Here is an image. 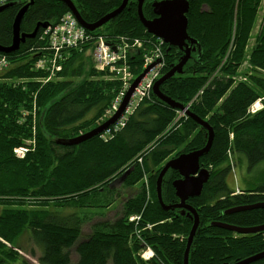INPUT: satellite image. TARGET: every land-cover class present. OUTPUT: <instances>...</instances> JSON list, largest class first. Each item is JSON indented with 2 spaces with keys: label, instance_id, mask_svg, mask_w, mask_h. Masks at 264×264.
Instances as JSON below:
<instances>
[{
  "label": "trees",
  "instance_id": "16d2710c",
  "mask_svg": "<svg viewBox=\"0 0 264 264\" xmlns=\"http://www.w3.org/2000/svg\"><path fill=\"white\" fill-rule=\"evenodd\" d=\"M71 1L81 18L93 23L122 0ZM187 1V34L195 41V49L182 72L159 86L177 103L192 101L190 112L213 130L210 147L199 158L209 178L199 196L186 200L199 218L187 259L188 264H232L264 251V230L241 235L210 224H264V208L223 213L232 207L264 203V179L253 187L247 184L237 188V194L236 188L227 186L228 176L236 177L235 165L245 173L264 162V108L255 114L248 110L264 96V15L248 48L262 0ZM27 2L20 1L0 12V46L11 44L13 19ZM151 10L143 4L145 18L152 16ZM66 12L68 8L61 1L33 0L21 20L20 33H32L38 23L56 24ZM42 31L39 26L33 37L5 54L9 68L0 73V264L20 259L15 245H7L14 244L25 231L39 250V264H71V248L76 255L74 264H183L192 221L178 208L161 207L155 182L167 160L205 145V129L188 117L178 129L168 132L177 109L151 93L150 100L145 97L124 126L106 141L97 135L76 145L57 143L101 124L120 84L96 72L90 56H84L85 49L68 50L56 78L41 82L44 73L34 70L33 64L42 53L38 54L43 46ZM87 32L107 38L154 39L139 21L133 0L103 27ZM139 54L130 59L137 58V66ZM182 54L181 49L170 47L161 74ZM245 61L247 80L236 82L233 77ZM136 65L133 71L138 74L142 66ZM31 138L34 148L23 158H16L13 149ZM149 145L154 148L141 164L137 163L135 159ZM127 164L131 168L125 172ZM143 176L150 188L146 204ZM179 177L173 170L163 176L161 198L165 205L178 202L171 183ZM117 178L125 188L139 185L138 191L122 203L118 217L93 223L90 234L81 238V225L87 217L74 212L62 216L57 209L103 206L98 202L101 192L109 191ZM141 211L136 233L128 217ZM144 245L154 252L148 261L138 256ZM30 253L35 255L33 249ZM249 264H264V257Z\"/></svg>",
  "mask_w": 264,
  "mask_h": 264
},
{
  "label": "water",
  "instance_id": "95a60500",
  "mask_svg": "<svg viewBox=\"0 0 264 264\" xmlns=\"http://www.w3.org/2000/svg\"><path fill=\"white\" fill-rule=\"evenodd\" d=\"M58 1H61L63 4L66 5L68 11L72 13V15L75 17L77 22L87 31H94L97 28L104 25L105 23H107L115 16H117L124 9V7L128 2V0H122L117 8L111 10L110 12L102 16L99 20L93 23H87L81 18V16L79 15L76 7L74 6L71 0H58ZM136 1H137V14L141 24L145 27L146 31L149 34L160 38L167 45L166 52L170 49V47L179 48L183 52L178 62L176 64H172L169 70L166 71L161 77H159L152 86V93L159 100L167 104L170 108L182 109L183 105L165 96L160 91L159 86L165 80L172 77L174 74L182 72V68L189 59L191 51L195 49L194 47H192L195 41L190 39L187 34L186 13L188 11V1L187 0L154 1L152 3V10L156 16L152 19H146L141 12L143 0H136ZM16 3L18 2H9L0 6V12ZM32 3L33 0H29L27 3L23 4L17 11L12 22V42L9 46H0V53L7 54L16 51L21 42H23L26 38L33 37L35 35L36 29L39 26L41 28H45L48 26L46 22H42L36 25V28L32 33H28V34L20 33L21 20L26 10L28 9L29 5H31ZM154 64L147 66L140 74H138L134 78L129 88L127 89L119 107L111 117H109L107 120H105L98 126L94 127L93 129L83 134H80L76 137L69 138L66 140H57L56 142L62 145H76L99 135L101 132L105 131L109 126L114 124L124 112L126 105L135 87L137 86L141 78L144 76V74ZM186 114L189 118H191L198 125H200L205 129L208 135L206 145L201 149L194 150L188 153H181L178 156L167 160L163 164L161 170L159 171L155 182L157 200L161 204V206L165 210H168L170 208L171 209L178 208L181 210V214L186 213V216H188L192 221V226L188 234L186 247L184 250L183 264H188L187 257H188L189 248L199 224V218L196 210L192 208L190 205L186 204V200L188 198L199 196L202 191L203 184L209 178V171L205 168L200 167L199 158L204 153L207 152L213 137V130L211 126L207 124V122L200 119L190 111H187ZM168 170L176 171L180 176L179 178L175 179L172 182V187L174 189L175 196L178 199V202L172 205L163 204L161 199L162 178ZM255 208H264V203H256L251 205L232 207L225 209L223 213L231 214V213H236V212L255 209ZM211 225L239 234H254L264 230V224L258 226H250V227H239L223 222H213ZM262 257H264V251L243 258L241 260H237L232 264H249L251 262L261 259Z\"/></svg>",
  "mask_w": 264,
  "mask_h": 264
},
{
  "label": "built area",
  "instance_id": "2783aa9c",
  "mask_svg": "<svg viewBox=\"0 0 264 264\" xmlns=\"http://www.w3.org/2000/svg\"><path fill=\"white\" fill-rule=\"evenodd\" d=\"M10 1L14 0H0V6ZM40 39L43 41V46L38 50V54L39 51L42 53L39 54L40 56L34 63L33 69L44 73L41 82L45 83L56 78V74L62 68V62L67 57L66 53H68L70 49L79 51L87 49L90 51L94 69L102 73L106 79L119 82L120 89L114 96L109 108L104 111L102 118L111 116L117 110L130 86L133 79L131 69L134 67L135 59H137H133L132 64H130V58L140 53L141 61L139 65H141L142 68L156 62L144 74L135 87L120 118L99 135L100 139L103 140L111 133L121 129L128 116L136 109L137 104L142 98L152 93L153 83L160 76L164 67L165 52L161 39L136 38L132 40L118 35L109 38L102 34L92 35L78 24L77 20L70 12L63 14L56 24L45 27L40 35ZM8 68L9 62L7 57L0 54V73L6 71ZM263 99L264 96L255 103L258 104ZM186 112V107H184L183 110L178 111V115L175 119L185 120L187 118ZM32 118L34 120L33 114ZM34 142V138H31L26 140L23 145L14 148L13 153L15 157L23 158L31 148H34ZM129 220L136 224L138 222L137 218L133 216L130 217ZM149 256L150 254L145 250H142L140 253V257L144 260L148 259Z\"/></svg>",
  "mask_w": 264,
  "mask_h": 264
},
{
  "label": "rangeland",
  "instance_id": "374dc122",
  "mask_svg": "<svg viewBox=\"0 0 264 264\" xmlns=\"http://www.w3.org/2000/svg\"><path fill=\"white\" fill-rule=\"evenodd\" d=\"M20 1H23V0H16L15 2H20ZM263 15H264V0L261 1L260 8L257 12L256 20H255V23H254V26L252 29L251 39L249 41L248 48H250V46L253 44L254 37L259 32V29H260V26L262 23ZM85 55L89 56L90 51L85 49L84 50V56ZM90 61H91V64H93L91 58H90ZM164 63L166 64V61H164ZM135 65H136V63L134 62V66ZM136 67H138V66L136 65ZM139 69H141L140 70V72H141L143 68L140 67V68H138V70ZM246 69L248 70L249 67H248V63L245 61L239 67L237 75L233 77L234 81H236V82L246 81L247 75L243 74ZM134 72L135 71L132 72V75L135 74ZM119 89H120V86L116 90V94L119 91ZM113 98L110 100L106 109L109 108V106L111 105ZM258 99H260V98H258ZM191 102L192 101L185 104L186 109H188V107H190ZM255 102L248 109L250 114H255L258 111H260L262 108H264V99L261 102H259L258 104H256ZM34 111H35V108H34ZM34 111H32V112H34ZM177 115H178V111L176 110L175 111V117L172 119L171 125L167 128V129L171 128L168 132L172 131L173 128L178 129L179 126L182 124L181 123L182 119L181 120L175 119L177 117ZM106 119L107 118L103 117L101 120L104 121ZM108 137H110V135H108L107 138ZM106 139L105 140L101 139V140L106 141ZM135 161H136V159H135ZM141 161L142 160L139 161V164H141ZM126 166H127L126 170L129 171V169L131 167H128V164ZM245 173H244V171H242V169L238 165H235V174L234 175L236 177L233 179V174H230L227 178V186L229 187V189L234 190L235 188H245V186L247 184H249L251 187H253L255 184L262 183V181L264 179V162H261L260 164L255 166L253 169L248 170ZM145 178L146 177L143 176L142 180H143V183L145 186L144 193H145V204H146L147 202L150 201V188H149L148 181ZM110 186H111L109 188L110 190L108 191L106 189L105 191L101 192L103 194V196L101 195L100 198L98 199V202L103 206L79 207V208L73 207V208H68V209L67 208H58L57 209L58 212H61L62 216H65V214H67V213L69 214V213L74 212L76 215H79V216L85 215L87 217L86 220L84 221V223L81 225V238H85L90 234L91 226L93 223L104 221V220L111 221V220L115 219L116 217H118L121 214L122 203L127 198L133 196L139 189V185H135L132 188L123 187L122 181L120 178L115 179L111 183ZM238 190H240V189H238ZM89 201H90V199H88V202ZM2 209H3V206H0V212ZM141 214H142V211L139 213L133 214V217H135V218L140 217V219H138V222H140ZM130 217H131V215L128 217V221H129ZM129 223H131V224L133 223L132 224L133 225V232H134L135 228L137 230L138 224H135V222H129ZM135 232L137 233L138 231H135ZM12 245H15L13 249L18 252V256L20 257V259L15 260V261H11V262H7V263H3V264H39L37 261V257L39 255V250L37 248H35V246L32 245V242L29 240V235L26 231L16 240V242H14V244H8L7 246L12 247ZM32 249L35 252L34 256L31 255V253H30V250H32ZM143 250L147 251V253L150 254V256H151V257L149 256L150 258L147 259L146 261H148L152 257H154V252L150 247L144 245ZM140 253H141V251L138 254L140 255ZM70 261H71V264H74L76 261V255H75L73 248L70 249Z\"/></svg>",
  "mask_w": 264,
  "mask_h": 264
},
{
  "label": "bare ground",
  "instance_id": "6f19581e",
  "mask_svg": "<svg viewBox=\"0 0 264 264\" xmlns=\"http://www.w3.org/2000/svg\"><path fill=\"white\" fill-rule=\"evenodd\" d=\"M117 7H118V6H117ZM117 7H116V8H117ZM141 9H142V7H141ZM141 12H142V10H141ZM139 21H140V20H139ZM102 26H103V25H102ZM152 36H153V35H152ZM154 38H158V37H155V36H154ZM134 39H136V37L132 38V40H134ZM158 39H160V38H158ZM1 54H2V53H1ZM164 61H165V59H164ZM164 68H165V63H164V67H163V69H164ZM144 69H145V68H143L142 71H143ZM142 71H141V72H142ZM141 72H140V73H141ZM199 93H200V92H199ZM148 96H149V99H148V100H150V97H151L152 95L149 94V95H147V96H145V97H148ZM145 97H143L142 100L137 104V107H138V105L143 101V99H144ZM185 106H186V105H183V108H182V109H177V110H178V111H181V110L184 109ZM137 107H136V108H137ZM187 107H188V106H187ZM174 110H175V109H174ZM186 110H187V111H190V110H189V107H188V109H186ZM34 112H35V111H34ZM132 113H133V112H132ZM132 113H131V114H132ZM131 114H130V115H131ZM186 115H187V114H186ZM187 118H188V116H187ZM205 122H206V121H205ZM171 123H172V122H171ZM170 125H171V124H170ZM209 126H210V125H209ZM202 128H203V127H202ZM207 139H208V135H207ZM207 139H206V142H207ZM206 142H205V145H206ZM205 145H204V146H205ZM204 146H203V147H204ZM203 147H202V148H203ZM153 148H154V145H151V146L149 145V146H147L146 148H144V149L139 153V156L136 158V162L139 163V159L142 160V158H143L145 155H147V154H148ZM200 149H201V148H200ZM126 171H127V170H125V172H126ZM164 175H165V174H164ZM162 179H163V178H162ZM173 181H174V180H173ZM173 181H172V182H173ZM171 185H172V183H171ZM155 186H156V185H155ZM237 193H239V190L236 188V189H235V194H237ZM161 199H162V198H161ZM162 203H163V202H162ZM260 203H263V202H260ZM159 204H160V203H159ZM163 204H164V203H163ZM160 205H161V204H160ZM244 206H245V205H244ZM161 207H162V206H161ZM162 208H163V207H162ZM236 213H237V212H236ZM231 214H232V213H231ZM132 216H133V215H131V217H132ZM138 219H140V217L137 218V220H138ZM129 222H133V221H130V220H129ZM212 223H213V222H211L210 224H212ZM135 224H136V223H135ZM137 224H138V223H137ZM261 225H262V224H261ZM150 226H151V225L148 224L146 227H147V228H150ZM212 226H214V225H212ZM257 226H258V225H257ZM135 231H138V229L136 230V228H135L134 232H135ZM233 233H234V232H233ZM236 234H239V233H236ZM241 235H245V234H241ZM186 241H187V240H186ZM185 247H186V246H185ZM148 252H149V251H148ZM188 253H189V252H188ZM137 255H138V254H137ZM138 256H140V255H138ZM150 257H151V256H150ZM150 257H148V259H149ZM187 258H188V257H187ZM141 259H142V258H141ZM142 260H143V261H146L147 259H146V260L142 259ZM187 261H188V259H187ZM224 264H226V263H224Z\"/></svg>",
  "mask_w": 264,
  "mask_h": 264
},
{
  "label": "flooded vegetation",
  "instance_id": "af4514ba",
  "mask_svg": "<svg viewBox=\"0 0 264 264\" xmlns=\"http://www.w3.org/2000/svg\"><path fill=\"white\" fill-rule=\"evenodd\" d=\"M135 3H136V5H137V1L136 0H133ZM154 1H160V0H143V3H142V6H143V4L145 3V6L146 7H148V6H150L151 7V9H152V3L154 2ZM147 4V5H146ZM151 12H152V16L149 18V19H152V18H154L156 15L153 13V10H151ZM146 19H148V18H146Z\"/></svg>",
  "mask_w": 264,
  "mask_h": 264
}]
</instances>
